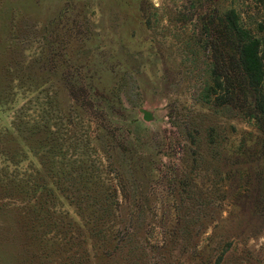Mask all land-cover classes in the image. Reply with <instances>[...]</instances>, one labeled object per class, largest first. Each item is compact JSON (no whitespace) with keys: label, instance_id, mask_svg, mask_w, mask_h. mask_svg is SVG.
<instances>
[{"label":"rangeland","instance_id":"obj_1","mask_svg":"<svg viewBox=\"0 0 264 264\" xmlns=\"http://www.w3.org/2000/svg\"><path fill=\"white\" fill-rule=\"evenodd\" d=\"M245 31L264 66V0H0V264H264Z\"/></svg>","mask_w":264,"mask_h":264},{"label":"trees","instance_id":"obj_2","mask_svg":"<svg viewBox=\"0 0 264 264\" xmlns=\"http://www.w3.org/2000/svg\"><path fill=\"white\" fill-rule=\"evenodd\" d=\"M244 35L243 45L240 51L236 53V57L239 58V66L242 69L247 89L252 87L255 88L253 90H256V87L260 86L264 80V66L259 57L261 41L249 32L245 31ZM261 105L264 106V97L255 98L254 102H252V109L258 111ZM262 113L264 114V111Z\"/></svg>","mask_w":264,"mask_h":264},{"label":"water","instance_id":"obj_3","mask_svg":"<svg viewBox=\"0 0 264 264\" xmlns=\"http://www.w3.org/2000/svg\"><path fill=\"white\" fill-rule=\"evenodd\" d=\"M146 116H148V114H146Z\"/></svg>","mask_w":264,"mask_h":264}]
</instances>
